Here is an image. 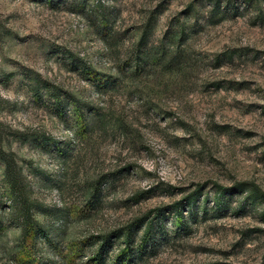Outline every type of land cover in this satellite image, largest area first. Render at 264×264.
Segmentation results:
<instances>
[{
    "label": "rangeland",
    "instance_id": "rangeland-1",
    "mask_svg": "<svg viewBox=\"0 0 264 264\" xmlns=\"http://www.w3.org/2000/svg\"><path fill=\"white\" fill-rule=\"evenodd\" d=\"M0 146V264H264V0H0Z\"/></svg>",
    "mask_w": 264,
    "mask_h": 264
},
{
    "label": "trees",
    "instance_id": "trees-1",
    "mask_svg": "<svg viewBox=\"0 0 264 264\" xmlns=\"http://www.w3.org/2000/svg\"><path fill=\"white\" fill-rule=\"evenodd\" d=\"M0 156L5 159L6 164H7V170H6L7 176L11 182L13 196L15 199V203L18 207L16 209V212L20 220H23L25 224L26 235L27 236L33 235V237L42 235L43 233H45L44 232L45 228H43V225L39 221L35 220L32 214L33 202L30 199L29 195H27L26 193L27 187H26L25 178L21 170V167L17 164L14 158V154L12 152H9V153L5 152L1 146H0ZM261 193L264 195L263 192ZM133 225L134 223L131 224L125 230V233H124L125 246L118 253L117 259L115 261L116 264H119L122 261H126V260L130 261L132 257L134 256L135 249L133 247V241H134L135 231H134ZM151 231H152V224L148 223L144 230L143 236L140 238L138 242L139 251L143 250L147 246L149 239H150ZM117 234L118 232L115 231V232H112L111 234H106L105 236L102 237V243L100 247L101 252L104 249H106V246L109 245L113 241V238ZM101 255L102 253H99V256Z\"/></svg>",
    "mask_w": 264,
    "mask_h": 264
}]
</instances>
